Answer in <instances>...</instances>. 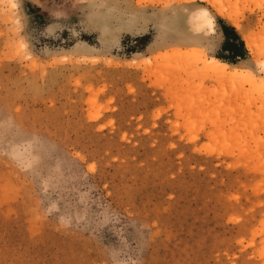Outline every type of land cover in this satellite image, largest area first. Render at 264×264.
Instances as JSON below:
<instances>
[{
  "label": "rangeland",
  "instance_id": "1",
  "mask_svg": "<svg viewBox=\"0 0 264 264\" xmlns=\"http://www.w3.org/2000/svg\"><path fill=\"white\" fill-rule=\"evenodd\" d=\"M217 1L242 29L206 0H0V264H264V0Z\"/></svg>",
  "mask_w": 264,
  "mask_h": 264
},
{
  "label": "bare ground",
  "instance_id": "2",
  "mask_svg": "<svg viewBox=\"0 0 264 264\" xmlns=\"http://www.w3.org/2000/svg\"><path fill=\"white\" fill-rule=\"evenodd\" d=\"M206 1H208L209 4H211L213 6V8L216 10V12L219 15L227 18L239 30L242 29V27H241V25L239 23V20L237 19L239 17H237L238 14L236 12H232V11L229 12V9H227L224 4H222L221 2H219L217 0H206ZM198 14L199 15L197 16V19H198V24L197 25L200 26V28L201 27L202 28L203 27H205V28L207 27L211 32L215 31V19L210 14L209 10L208 9H202L200 11V13H198ZM209 20H211V25H209V23H208ZM244 38H245V41H246V45L250 49V51H252L254 54L256 53L258 55V48H257V46H256V44L254 42V38L252 37V35L245 34ZM206 62H207V65L209 66L208 69H214V70H216V72H218V71L219 72H223V74L230 67V63H228L226 61H223V60H221L218 57H212V58L206 59ZM232 74H233V72H232ZM224 75H226V73ZM251 75H253V74H251Z\"/></svg>",
  "mask_w": 264,
  "mask_h": 264
},
{
  "label": "crops",
  "instance_id": "3",
  "mask_svg": "<svg viewBox=\"0 0 264 264\" xmlns=\"http://www.w3.org/2000/svg\"><path fill=\"white\" fill-rule=\"evenodd\" d=\"M220 30L221 37L225 39L224 42L225 45H227L225 51L227 53H231L233 55V58L246 56L247 48L246 45L242 44L243 40L239 30H237L233 26H230V24L222 25Z\"/></svg>",
  "mask_w": 264,
  "mask_h": 264
},
{
  "label": "snow or ice",
  "instance_id": "4",
  "mask_svg": "<svg viewBox=\"0 0 264 264\" xmlns=\"http://www.w3.org/2000/svg\"><path fill=\"white\" fill-rule=\"evenodd\" d=\"M206 15V14H205ZM209 25H211V20L208 21Z\"/></svg>",
  "mask_w": 264,
  "mask_h": 264
},
{
  "label": "trees",
  "instance_id": "5",
  "mask_svg": "<svg viewBox=\"0 0 264 264\" xmlns=\"http://www.w3.org/2000/svg\"><path fill=\"white\" fill-rule=\"evenodd\" d=\"M227 46V45H226ZM231 61H233V60H231Z\"/></svg>",
  "mask_w": 264,
  "mask_h": 264
}]
</instances>
